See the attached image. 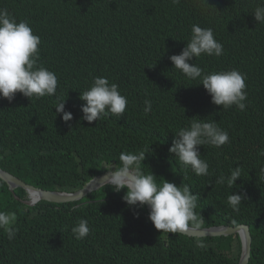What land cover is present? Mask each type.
Masks as SVG:
<instances>
[{
  "label": "trees",
  "instance_id": "obj_1",
  "mask_svg": "<svg viewBox=\"0 0 264 264\" xmlns=\"http://www.w3.org/2000/svg\"><path fill=\"white\" fill-rule=\"evenodd\" d=\"M207 2L0 0V8L39 29V62L58 78L54 96L37 99L17 92L11 102L0 97V167L31 184L48 186L52 183L47 177L38 178L47 170L34 175L37 165L31 163L28 172L22 167L52 141H65L68 148L80 151L81 162L92 167L110 160L119 165L122 151L149 148L142 169L152 171L158 184L164 179L181 187L188 184L200 200L215 192L216 178L230 175L240 165L241 177L234 187L220 184L208 205L196 207L201 223L191 226L248 224L252 236L248 264H264V156L259 155L264 150V25L256 23L252 14L264 0ZM193 24L210 27L215 34L221 31L216 39L223 45V55H201L199 63L206 70L234 68L246 74L244 111L235 106L220 108L211 102L202 84L185 87L187 82L174 75L170 50L191 34ZM97 76L116 83L127 96L125 110L137 115L109 114L92 123L83 120L84 101L79 95ZM62 99L73 115L71 121L64 122L55 112L54 106ZM145 99L152 102L147 115ZM196 116L216 120L230 138L220 148L198 146L201 158L209 164L208 176L185 171L178 158L166 151L174 134ZM42 119L48 125L35 129L33 123ZM49 160L48 169L58 166L55 155ZM65 171L73 172L72 161L66 162ZM56 183L71 190L79 186L64 180ZM112 187L92 192V201L82 207V217L70 204L57 208L48 201L22 213V203L15 195L22 198L26 191L18 188L11 193L0 179V210L16 212L18 229L11 241L0 230V264H238V234L165 236L148 219L145 205H127L125 190L117 193ZM231 192L247 196L238 211L228 205ZM109 195L104 212L101 199ZM80 219H87L90 234L78 240L71 228ZM198 238L204 248L197 247Z\"/></svg>",
  "mask_w": 264,
  "mask_h": 264
},
{
  "label": "clouds",
  "instance_id": "obj_2",
  "mask_svg": "<svg viewBox=\"0 0 264 264\" xmlns=\"http://www.w3.org/2000/svg\"><path fill=\"white\" fill-rule=\"evenodd\" d=\"M171 2L178 5L180 0H171ZM200 3L208 4L207 0H200ZM252 14L256 23L264 25V3L257 6ZM39 32V29L37 27L34 29L27 20L19 19V17L16 19L7 9L0 8V97L6 98L9 102L14 99L17 92L25 97L37 99L54 96L57 92L56 73L39 62L41 44ZM220 32L215 34L210 27L204 28L193 24L191 34L189 32L185 39L176 42L170 50L169 60L172 62V70L176 78L187 82L185 87H196L202 84L210 95L211 102L220 108L227 110L235 106L240 111H244L247 101L246 74L234 68L221 71L206 70L205 65L199 63L198 57L201 55L215 57L223 55V45L216 39ZM188 37L189 39L184 44ZM79 99L84 101L81 105L82 119L89 123L109 114L116 117L123 116L128 104L127 96L121 94L119 86L116 83H110L108 78L103 76L94 77L90 86L80 92ZM143 104L144 114L147 115L152 111V102L150 99H145ZM54 107L55 112L61 115L64 122L73 119L72 113L65 109L64 99L59 100ZM196 117L174 134L172 143L166 151L170 156L178 158L180 166L185 171L191 169L197 176H208L210 174L209 164L201 158L198 146L211 145L220 148L229 143L230 138L228 131L222 128L216 120ZM148 151L149 148L139 152L122 151L119 154V165L115 160H110L109 162L102 161L92 167L81 162L80 151L67 146L51 150L48 146V149H41L32 155L22 167V171L28 172L30 164L33 163L38 167L34 175L47 170L38 178L47 177L46 179L52 184L34 185L15 175L27 185L32 186L28 189L22 188L26 191L24 197L20 198L17 195L15 197L22 203V213L26 212L28 207L34 208L41 201H48L55 203L57 208L60 205L70 204L71 209L76 210L82 217V207L92 201L90 199L92 192L111 185L117 193H120L121 189L125 190L123 199L127 205L143 207L147 204L149 206V209L146 208L149 211L148 219L156 230L168 236L169 233H186L190 225L198 226L201 223V215L198 216L195 211L196 207L208 205L220 184L226 183L225 188L232 189L237 178L241 177V167L237 165L230 170V175H221L216 178L217 185L213 194H205L202 199L198 200V194H193L188 184L181 187L166 179L158 184L155 179L156 175L152 171L145 172L141 165L144 164L142 162L146 159L145 153ZM50 155H55L58 166L48 169ZM259 155L264 156V150H261ZM67 161H72V173L65 171ZM96 168L104 169V171H97ZM103 175L107 176V179L100 183L99 188L87 189L91 181ZM51 176L56 177L49 178ZM63 180L71 184H79V186L71 190L64 184L56 183ZM51 186L53 188H49ZM18 188L21 187L10 192L15 193ZM37 190L48 191L53 196L58 194L68 198L57 201L41 199ZM110 197L111 195L101 199L104 212L108 209ZM246 199V194L242 192H231L227 197V202L233 211H238L242 200ZM16 221V212L0 210V230L7 235L10 241L16 237L18 231L15 226ZM239 224L247 225L250 231L248 224ZM217 225L227 224L211 226ZM71 231L78 240L87 237L90 234L87 219H80ZM197 247H205L199 238Z\"/></svg>",
  "mask_w": 264,
  "mask_h": 264
},
{
  "label": "water",
  "instance_id": "obj_3",
  "mask_svg": "<svg viewBox=\"0 0 264 264\" xmlns=\"http://www.w3.org/2000/svg\"><path fill=\"white\" fill-rule=\"evenodd\" d=\"M0 179L7 184L11 192H13L17 187L26 188V189H28V187H32L27 185L24 181H22L15 175L9 173L6 170H3L1 167H0ZM106 179L107 176L105 175L94 179L88 184L87 189L93 190L99 188L101 186L100 183ZM37 191L39 192L41 199L57 201V200H65L68 198L66 196L58 195V194H55V196H53V194L44 190H37ZM145 205L146 208L149 209V206L147 204ZM171 234L172 233H169V235ZM182 234L191 237H205V236L213 237V236H228V235L238 234L242 245L241 255L238 264H247L249 262L252 237L249 231V227L247 225H243V224H237L236 226L217 225V226H209V227L189 226L188 232Z\"/></svg>",
  "mask_w": 264,
  "mask_h": 264
},
{
  "label": "rangeland",
  "instance_id": "obj_4",
  "mask_svg": "<svg viewBox=\"0 0 264 264\" xmlns=\"http://www.w3.org/2000/svg\"><path fill=\"white\" fill-rule=\"evenodd\" d=\"M124 114H126V115H137V113H135V112H128V111H126L125 110V113ZM45 125H48V124H46V122L42 119V120H37V122H34L33 123V127L36 129H42ZM66 145H65V141H58V142H50V144H49V148L51 149V150H56V149H61V148H63V147H65ZM190 227H195V226H191L190 225ZM206 237V236H205Z\"/></svg>",
  "mask_w": 264,
  "mask_h": 264
}]
</instances>
